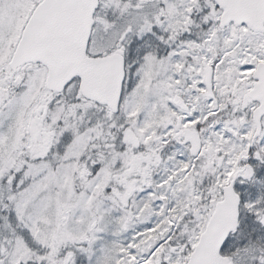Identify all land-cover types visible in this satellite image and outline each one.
Instances as JSON below:
<instances>
[{
	"label": "snow or ice",
	"instance_id": "6c2138e0",
	"mask_svg": "<svg viewBox=\"0 0 264 264\" xmlns=\"http://www.w3.org/2000/svg\"><path fill=\"white\" fill-rule=\"evenodd\" d=\"M0 264H264V0H0Z\"/></svg>",
	"mask_w": 264,
	"mask_h": 264
}]
</instances>
